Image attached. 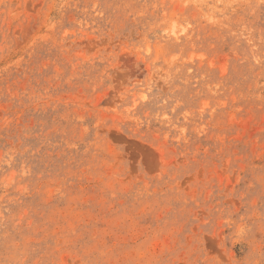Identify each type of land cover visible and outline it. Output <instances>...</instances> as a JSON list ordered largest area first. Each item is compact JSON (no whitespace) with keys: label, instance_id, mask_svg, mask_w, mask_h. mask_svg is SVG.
<instances>
[{"label":"rangeland","instance_id":"374dc122","mask_svg":"<svg viewBox=\"0 0 264 264\" xmlns=\"http://www.w3.org/2000/svg\"><path fill=\"white\" fill-rule=\"evenodd\" d=\"M0 264H264V0H0Z\"/></svg>","mask_w":264,"mask_h":264}]
</instances>
